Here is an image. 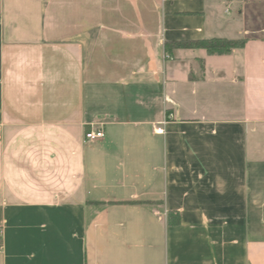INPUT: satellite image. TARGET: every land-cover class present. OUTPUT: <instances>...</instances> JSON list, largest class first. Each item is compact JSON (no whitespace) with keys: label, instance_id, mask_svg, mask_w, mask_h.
<instances>
[{"label":"crops","instance_id":"crops-1","mask_svg":"<svg viewBox=\"0 0 264 264\" xmlns=\"http://www.w3.org/2000/svg\"><path fill=\"white\" fill-rule=\"evenodd\" d=\"M211 38L247 43L165 49ZM0 229V264H264V0H0Z\"/></svg>","mask_w":264,"mask_h":264},{"label":"trees","instance_id":"trees-1","mask_svg":"<svg viewBox=\"0 0 264 264\" xmlns=\"http://www.w3.org/2000/svg\"><path fill=\"white\" fill-rule=\"evenodd\" d=\"M246 39H227L211 38L201 40H183L166 43L165 49L167 54H172L173 50H204L209 55H229L236 49H243L246 45ZM172 225H179L180 219L173 215L170 216Z\"/></svg>","mask_w":264,"mask_h":264},{"label":"built area","instance_id":"built-area-1","mask_svg":"<svg viewBox=\"0 0 264 264\" xmlns=\"http://www.w3.org/2000/svg\"><path fill=\"white\" fill-rule=\"evenodd\" d=\"M156 132L163 133V130L162 128H160ZM104 138H105V131L103 128H96V129L92 128L89 132L86 133V140L88 142L95 143L103 140ZM0 234H1V229H0Z\"/></svg>","mask_w":264,"mask_h":264}]
</instances>
